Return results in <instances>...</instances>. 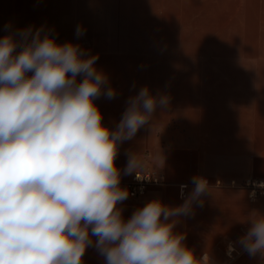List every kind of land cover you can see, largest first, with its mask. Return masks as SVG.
Instances as JSON below:
<instances>
[{
  "label": "crops",
  "instance_id": "crops-1",
  "mask_svg": "<svg viewBox=\"0 0 264 264\" xmlns=\"http://www.w3.org/2000/svg\"><path fill=\"white\" fill-rule=\"evenodd\" d=\"M197 1L0 0V38L43 28L58 43L71 41L98 54L96 67L117 95L94 102L103 125L113 130L129 97L141 88L147 86L153 96L166 95L169 105L157 107L149 123L118 147L115 165L122 188L134 173L124 174L129 154H140L144 169L156 171L162 181L140 198L129 195L119 205L124 219L153 199L173 207L183 204L194 188L192 178L201 177L208 184L202 203L193 204L191 215L173 218V231L185 236L183 243L197 257L207 251L213 264H264V255L250 256L238 244L251 227V216L264 215V195L251 201L243 187L246 180L264 181V44L236 47L242 60L211 62L200 52L197 57L194 46L179 45L177 28L182 5L192 6L186 20L201 15L195 13L197 4L210 13L212 6H225L239 36L263 41L264 0ZM78 25L86 30L79 38ZM243 53L252 55L244 60ZM182 185L187 186L183 196ZM229 244L235 246L232 253ZM82 264L105 261L90 246Z\"/></svg>",
  "mask_w": 264,
  "mask_h": 264
},
{
  "label": "clouds",
  "instance_id": "clouds-1",
  "mask_svg": "<svg viewBox=\"0 0 264 264\" xmlns=\"http://www.w3.org/2000/svg\"><path fill=\"white\" fill-rule=\"evenodd\" d=\"M85 31L78 25L75 35ZM98 58L43 28L0 38V264H82L90 246L105 264H213L173 231V218L202 203L204 178H192L183 204L153 199L124 219L119 205L129 192L120 186L118 147L170 101L145 86L129 97L116 128L106 127L94 101L117 92ZM156 160L162 164L158 154ZM145 166L140 154H129L124 174L139 180ZM254 185L264 188V181ZM238 244L250 256L264 255V215L251 216ZM235 250L229 244V253Z\"/></svg>",
  "mask_w": 264,
  "mask_h": 264
},
{
  "label": "rangeland",
  "instance_id": "rangeland-1",
  "mask_svg": "<svg viewBox=\"0 0 264 264\" xmlns=\"http://www.w3.org/2000/svg\"><path fill=\"white\" fill-rule=\"evenodd\" d=\"M191 8L192 6H181V20L177 27L180 31L179 45L188 44L194 46L197 51V57L200 56V52L202 56L207 57V60L211 62L231 63L236 60H242L240 59L241 55L236 53V47L251 49L258 44L260 45V43L264 44V39L262 41L261 39L242 38L239 36V32L236 30V22L229 20L231 16L226 15L228 8L225 6H212L210 7V13L209 8L206 7L205 9L203 5L197 4L194 8L195 13H200L201 15L197 16L196 20H186L189 18L190 13H193ZM221 9L225 11L221 13ZM182 10L185 14L182 13ZM204 10L208 11L205 13ZM172 24L175 27V23ZM251 55V53L246 55L243 53L244 60L249 59Z\"/></svg>",
  "mask_w": 264,
  "mask_h": 264
},
{
  "label": "built area",
  "instance_id": "built-area-1",
  "mask_svg": "<svg viewBox=\"0 0 264 264\" xmlns=\"http://www.w3.org/2000/svg\"><path fill=\"white\" fill-rule=\"evenodd\" d=\"M140 174L142 176L141 179L138 180L136 177V173L134 172L128 179V181L125 183V187L128 190L129 195L133 198L142 197L150 186H158L162 184L158 173L152 169H144L141 171ZM254 182L258 181L246 180L243 183V187L247 189L248 198L251 201L255 200L260 195H264V188L256 187L254 185ZM182 191L184 195V188L182 189L180 187V194Z\"/></svg>",
  "mask_w": 264,
  "mask_h": 264
}]
</instances>
